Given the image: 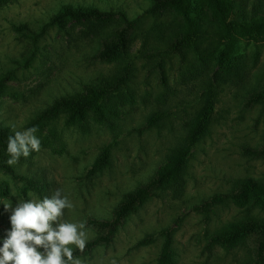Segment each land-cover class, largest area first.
<instances>
[{
  "label": "rangeland",
  "instance_id": "obj_1",
  "mask_svg": "<svg viewBox=\"0 0 264 264\" xmlns=\"http://www.w3.org/2000/svg\"><path fill=\"white\" fill-rule=\"evenodd\" d=\"M229 1L228 19L249 22L264 16V0ZM185 4L199 27L189 34L183 14L154 9L150 0H7L0 5V77L8 76L0 86V125L13 132L38 128L41 150L12 167L43 187L39 195L0 170V184L9 188V196H0V246L11 229L12 209L4 203L15 208L18 201L50 197L57 189L73 204L58 222H85L88 240L104 234L87 219H110L127 193L184 150L212 89L214 112L182 175L137 204L110 243L76 256L83 264H156L167 230L169 264H264L257 229L231 242L210 241L230 232L234 223H260L264 196L249 194L240 202L212 206L207 214L193 209L212 194H229L245 178L264 181V156L246 151L264 144V39L233 34L232 50L222 59L229 36L212 0ZM65 5L121 10L132 26L125 29L116 17L51 22ZM122 29L127 46L107 56L106 44ZM102 89L109 92L97 111L74 119L61 111L39 119L57 98ZM95 162L101 167L90 172Z\"/></svg>",
  "mask_w": 264,
  "mask_h": 264
},
{
  "label": "trees",
  "instance_id": "obj_2",
  "mask_svg": "<svg viewBox=\"0 0 264 264\" xmlns=\"http://www.w3.org/2000/svg\"><path fill=\"white\" fill-rule=\"evenodd\" d=\"M7 0H0V5ZM152 8L154 9H169L183 14L188 27V34L198 31L199 27L196 25L193 19L187 16L186 0H150ZM214 5L215 15L223 22L226 34L229 36L228 43H226L223 52L220 54L222 59L226 54L232 50L233 34L241 37L260 38L264 39V16L251 20L249 22L241 21L240 19H228L232 9V3L229 0H212ZM110 17L119 18L124 27L129 28L132 26V20L128 19L123 11H115L112 9H99L95 7H71L65 5L52 17L51 22H60L64 18H70L74 20L93 18V19H106ZM23 27H17V30H21ZM125 29L120 30L116 41L106 44L105 54L110 56L116 53L119 49L127 46L128 39L125 34ZM41 34V33H40ZM220 60V63L222 62ZM8 76L0 77V86L7 79ZM107 89L99 91L91 90L88 96L83 97H60L47 106L40 114V121L46 120L45 118L55 117L61 111L67 113L69 119L81 115L84 111H97L99 110L101 102L108 95ZM261 97L264 99V86L262 88ZM214 91L210 89V95L208 96L202 111L197 119L195 129L189 134L188 142L184 150L179 153L172 161L160 168L145 184L140 185L134 191L127 193L123 200L114 209L113 215L110 219H97L89 217L86 221L88 225L105 229L104 234H100L91 240L87 241V246L83 253L89 252L100 244H108L112 241L113 236L117 228L122 224L125 217L129 212L134 210L135 206L141 201L148 199L155 195V190L159 185L170 179H178L184 170L186 161L191 154V150L197 141L198 137L205 132L206 127L211 120V116L214 112ZM160 117L159 114L154 115L151 118V122H156ZM14 135V132L6 126L0 125V170L15 181L16 183H23L27 188L34 190L39 195H42V184L30 177H27L21 173L16 172L12 165H8V159L4 156L10 155L7 153V139L9 136ZM257 156H264V144L258 149H246ZM21 158V157H20ZM101 165L95 162L93 167L90 168V172L100 168ZM249 194L257 197L264 196V181H258L253 178H245L240 184L236 186L229 194L227 193H215L209 196L207 199L201 201L197 205H194L193 209L206 214L210 210V207L215 205L224 204L230 200L240 202L244 200ZM0 196H9V188L6 185L0 184ZM259 230L261 235L260 247L264 248V219L258 223L256 221L251 222H238L233 224V229L230 232L214 235L210 238L214 243H226L231 242L237 236L252 231ZM164 239L160 248V253L156 264H169L171 255V242L172 237L169 231L163 232ZM145 240H140L137 243L142 244ZM74 249V255L83 254ZM254 264H259L256 261Z\"/></svg>",
  "mask_w": 264,
  "mask_h": 264
},
{
  "label": "clouds",
  "instance_id": "obj_3",
  "mask_svg": "<svg viewBox=\"0 0 264 264\" xmlns=\"http://www.w3.org/2000/svg\"><path fill=\"white\" fill-rule=\"evenodd\" d=\"M15 129V125L11 126ZM36 126L15 131L7 139L8 165H15L20 157L27 158L41 150ZM73 207L70 199L57 189L50 197L18 201L15 208L9 202L4 208L12 209L11 229L0 246V264H83L74 255V248L83 253L87 246L85 222H58L65 209ZM55 225V226H53Z\"/></svg>",
  "mask_w": 264,
  "mask_h": 264
}]
</instances>
